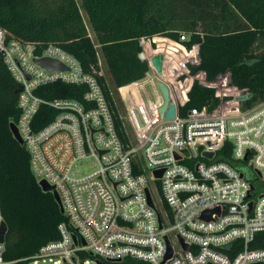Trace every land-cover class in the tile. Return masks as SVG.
<instances>
[{
    "label": "built area",
    "instance_id": "1",
    "mask_svg": "<svg viewBox=\"0 0 264 264\" xmlns=\"http://www.w3.org/2000/svg\"><path fill=\"white\" fill-rule=\"evenodd\" d=\"M0 56L18 84L19 115L12 122L30 171L37 183L53 187L64 217L59 237L18 259L21 264H264V100L247 104L249 90L234 86L228 71L208 81L185 66L190 83L176 85L155 79L149 62L143 78L115 86L127 127L93 76H102L100 69L82 71L56 44L21 42L0 28ZM44 57L63 68L35 62ZM97 60L100 66L98 54ZM194 80L214 91L211 109H183ZM157 82L167 89L172 118L163 117L167 105L158 111L163 99ZM55 83L85 90L79 100L35 93ZM41 106L55 114L34 128ZM84 164L89 170L81 169ZM203 212L209 216L201 218ZM3 243L0 264H8ZM166 243L170 255L164 259Z\"/></svg>",
    "mask_w": 264,
    "mask_h": 264
},
{
    "label": "trees",
    "instance_id": "2",
    "mask_svg": "<svg viewBox=\"0 0 264 264\" xmlns=\"http://www.w3.org/2000/svg\"><path fill=\"white\" fill-rule=\"evenodd\" d=\"M0 0V28L21 42L42 47L56 44L79 62L82 71H98L97 54L106 66L114 86L143 78L147 61L139 58V40L156 36L157 52L177 47H197L200 70L208 81L228 71L237 88L250 92L247 104L264 100V0ZM85 14L87 27L82 18ZM213 19L208 28L196 30V20ZM183 19L180 24L177 22ZM181 28L177 29V27ZM182 34V33H181ZM162 36V37H160ZM248 61L252 64L246 65ZM101 85L112 110L105 79L93 74ZM84 85L50 84L35 93L43 98L79 100ZM18 84L10 76L0 56V216L5 222L3 260L21 264L18 259L33 255L38 248L59 237L58 223L64 220L51 193L42 192L30 171L28 153L8 129L18 118ZM216 103L212 88L194 80L183 107L211 109ZM55 112L41 106L34 128L52 119ZM114 126L121 137L115 111ZM16 261V262H15ZM102 264H143L122 260Z\"/></svg>",
    "mask_w": 264,
    "mask_h": 264
},
{
    "label": "rangeland",
    "instance_id": "3",
    "mask_svg": "<svg viewBox=\"0 0 264 264\" xmlns=\"http://www.w3.org/2000/svg\"><path fill=\"white\" fill-rule=\"evenodd\" d=\"M76 1L78 2V4H80L79 0H76ZM82 18L84 20V23L87 27L88 32L91 33L87 25V22H86L85 14L83 12H82ZM212 20L213 19H210L209 17H203L201 19L196 20L197 26H196L195 31L200 30L201 26L208 28L209 25H211ZM182 21L184 20L180 19L177 23L180 24ZM179 28H181V26L177 27V29ZM181 33L184 35V39L181 40L178 37V41H172L168 37H165V36L163 37V38H166V40L171 42L173 45L177 46L173 48V51H170V52L166 49H164L163 52H157L156 50H157L158 43L154 42V39L153 41L150 39L149 40L141 39L139 41L141 42L140 57L142 59L147 60L148 64L149 62L152 64V59H151L152 57L157 56L159 58V61H160L159 72H157L154 67L155 76H156L155 79L165 78L166 81L172 80L171 82L175 83L176 85H181V84L183 85L184 82H185V85L190 83L189 76L184 75L186 71L185 66L195 67V65L197 64V61H198L197 47L193 46L190 50H186L182 46L181 41H184L187 39L188 32H186V30L181 29ZM99 69L101 71L102 77H104L105 79V82L108 87V91L110 92L111 96L114 99L116 109L119 112V114L122 116V120L124 121L125 125L128 127V122L126 120L127 113L124 108L125 103L123 101V98H121V96L117 93L115 86L112 84L111 79L108 76L106 66L102 60H101ZM178 74L180 77L178 76ZM81 169L89 170L88 164H84ZM86 261H89V258H86Z\"/></svg>",
    "mask_w": 264,
    "mask_h": 264
},
{
    "label": "water",
    "instance_id": "4",
    "mask_svg": "<svg viewBox=\"0 0 264 264\" xmlns=\"http://www.w3.org/2000/svg\"><path fill=\"white\" fill-rule=\"evenodd\" d=\"M6 38H9V36H7ZM151 59H152V64L155 67L156 71L159 72V67H160L159 58L157 56H155V57H152ZM35 62H37L41 67L46 68L47 70H61L63 68L62 64H59L57 61H54V60L46 58V57L41 58V59H37ZM252 63H253V61H248L245 64L250 65ZM157 86L159 89V93H161V96L163 99L162 105L158 108L159 113L162 114L165 111L164 108L167 105L168 92H167L165 85H163L161 82H157ZM239 99H244V97L242 96ZM173 115H174V109H173V105L170 103L167 105L166 111H165V114L163 117L164 118H172ZM8 129L11 132V135L13 136L15 141L18 144H21V139L17 133V130L15 129L13 122H10L8 124ZM207 155H209V154H207ZM160 173H161V170H156V171H154V176H159ZM38 186L42 192H48L49 191L51 193L52 197L54 198L55 202L58 205L59 212L61 213L62 210H61L59 198L57 197L53 187L50 186L49 184L47 185L45 183V181H42V180L38 182ZM148 203L150 204L149 199H148ZM207 216H209V213L203 212L201 218L202 217L206 218ZM5 231H6L5 222L3 220H1V222H0V242H4V236L6 234ZM72 238L74 239V236ZM166 245H167V251H166V254L164 256V259L168 258L170 255V246L167 243H166ZM227 247H228L227 244L223 246V248H227ZM96 264H101V263L96 262ZM254 264H257V263H254Z\"/></svg>",
    "mask_w": 264,
    "mask_h": 264
}]
</instances>
